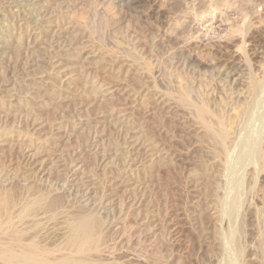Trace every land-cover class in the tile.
Listing matches in <instances>:
<instances>
[{
	"label": "rangeland",
	"instance_id": "rangeland-1",
	"mask_svg": "<svg viewBox=\"0 0 264 264\" xmlns=\"http://www.w3.org/2000/svg\"><path fill=\"white\" fill-rule=\"evenodd\" d=\"M262 42L264 0H0V137L12 132L0 145V184L35 183L55 200L50 213L38 209L16 224L28 228L24 244L36 238L47 252L42 264H61L70 222L91 214L102 222L100 251L82 264H264V170L253 172L248 156L264 152V86L258 121L237 127L223 156L194 115L204 105L227 120L251 99L249 83L264 84ZM231 61L248 70L235 84L219 72ZM149 137L155 150L144 148ZM42 142L30 177L23 155Z\"/></svg>",
	"mask_w": 264,
	"mask_h": 264
},
{
	"label": "bare ground",
	"instance_id": "bare-ground-1",
	"mask_svg": "<svg viewBox=\"0 0 264 264\" xmlns=\"http://www.w3.org/2000/svg\"><path fill=\"white\" fill-rule=\"evenodd\" d=\"M27 1V0H26ZM31 1V0H30ZM32 1H35V0H32ZM38 1V0H37ZM41 1V0H40ZM44 1V0H43ZM52 1V0H51ZM138 1V0H137ZM48 4H49V2H47ZM133 3V2H132ZM135 4V3H134ZM47 5V4H46ZM138 6V5H137ZM65 9V8H64ZM61 12V11H60ZM59 12V13H60ZM65 12V11H64ZM61 14V13H60ZM62 15H63V13H62ZM61 15V16H62ZM48 16V15H47ZM50 16V15H49ZM56 17V16H55ZM60 17L59 16H57V19L55 18L53 21H54V24H56V27H60V28H62L61 27V24L63 23L62 21L64 20V19H62L61 20V18L59 19ZM63 18V17H62ZM68 18V17H67ZM66 18V19H67ZM58 20H60L59 22H58ZM48 21V20H47ZM46 21V22H47ZM52 21V22H53ZM67 21V20H66ZM65 21V22H66ZM49 22V21H48ZM68 23H70L69 21H68ZM68 23H66V24H68ZM48 24H50V23H48ZM53 25V24H52ZM70 25V24H69ZM68 25V26H69ZM66 26V25H65ZM65 26H63V27H65ZM72 26V25H71ZM71 26H69V27H71ZM86 26V25H85ZM25 27V26H24ZM27 27V26H26ZM51 27V26H50ZM55 27V28H56ZM54 28V27H53ZM66 28V27H65ZM65 28H63V29H65ZM71 28H73V27H71ZM70 28V29H71ZM88 28V27H87ZM69 29V28H68ZM27 31V30H26ZM60 31V30H59ZM89 31H90V29H89ZM53 33H54V30L52 31ZM66 33V32H65ZM92 33V32H91ZM166 33V32H165ZM58 34H59V32H58ZM263 34V33H262ZM62 35V34H61ZM164 35V34H163ZM63 36V35H62ZM91 36V35H90ZM263 36V35H262ZM75 38V37H74ZM260 38V37H259ZM262 38V37H261ZM68 39H70V38H68ZM72 39V38H71ZM263 39V38H262ZM62 40V39H61ZM60 40V41H61ZM57 41H58V39H57ZM72 41H73V39H72ZM262 41V40H261ZM77 42V41H76ZM262 43H264V42H262ZM212 45V44H211ZM62 48V47H61ZM61 48H60V51H61ZM69 48H70V45H69ZM72 48V47H71ZM210 48V47H209ZM217 47L216 46H214L213 45V49L216 51V52H218L219 50L218 49H216ZM221 49V48H220ZM225 49V48H224ZM223 49V50H224ZM73 50V49H72ZM59 51V50H58ZM59 51V52H60ZM63 51H65L64 49H63ZM68 51H69V49H68ZM184 51V50H183ZM209 51V50H208ZM210 51H212V49L210 50ZM74 52V51H73ZM222 52V51H221ZM56 53H58V52H56ZM63 53V52H62ZM67 53V52H66ZM66 53H65V55H66ZM219 53H220V51H219ZM59 54V53H58ZM57 54V55H58ZM182 54V53H181ZM185 54V53H184ZM221 54V53H220ZM56 55V54H55ZM75 55V54H74ZM72 53H67V55L65 56L66 57V59L67 60H69L70 61V58L73 60V58H75V57H73L74 56ZM178 55V54H177ZM189 55V54H188ZM215 55V54H214ZM219 55V54H218ZM51 56H53V57H51L52 59L54 58L55 59V57H54V55H51ZM59 57H60V55H58ZM57 56V57H58ZM183 56V55H182ZM64 56H62V58H63ZM64 57V58H65ZM73 57V58H72ZM177 57V56H176ZM181 57V56H180ZM185 61L184 62H191V60H190V58H189V56H187V55H185ZM214 57V56H213ZM69 58V59H68ZM218 58V57H217ZM220 58V57H219ZM49 59V58H48ZM65 59V60H66ZM177 60V62L178 63H176V64H179V60L180 59H178V58H176ZM183 59V58H182ZM51 60V59H50ZM58 60H60L59 58H58ZM57 60V61H58ZM62 60V59H61ZM60 60V61H61ZM60 61H58V62H56V63H58L57 65H61V64H59V62ZM64 61V60H63ZM68 61V62H69ZM241 61V60H240ZM52 62V61H51ZM65 62V61H64ZM189 62V63H190ZM56 63H54V62H52V67H54V64L56 65ZM74 63V62H73ZM219 63V62H218ZM241 63V62H240ZM72 64V63H71ZM182 64V63H181ZM180 64V65H181ZM188 64V63H187ZM216 64V63H215ZM246 64V63H245ZM56 65V66H57ZM65 65V64H64ZM247 65V64H246ZM181 66H183L184 67V65H181ZM187 66H189V64L187 65ZM214 66V65H213ZM216 66V65H215ZM218 66H219V64H218ZM66 67H68V65L66 66ZM243 67H244V65H243ZM249 67V66H248ZM55 68V67H54ZM54 68H52V70L54 69ZM59 68V67H58ZM216 68H218V67H214L213 69H216ZM238 68H241V66L240 67H237V64L236 63H234V62H229V63H226V64H222V66H221V68H220V74L222 75V76H224V78L227 80V82H234V84L235 83H237L238 81H239V77L241 76H239V73H242V71H244V70H240V71H238L239 69ZM245 68V67H244ZM57 69V68H56ZM55 70V69H54ZM54 70H53V72H54ZM60 70H61V67H60ZM59 70H57L56 72H58ZM248 70H246V71H244L245 72V74H247L246 72H247ZM63 72V71H62ZM216 72V71H215ZM214 72V73H215ZM239 72V73H238ZM55 73V72H54ZM54 73H52V74H54ZM59 73V72H58ZM218 73V72H217ZM252 73V72H251ZM55 74H57V73H55ZM59 74H61V73H59ZM244 74V73H243ZM58 75V74H57ZM215 75H219V74H215ZM214 75V76H215ZM53 76V75H52ZM51 76V77H52ZM107 76H109V75H107ZM216 76V77H217ZM244 76H246V75H244ZM249 76V75H248ZM110 77V76H109ZM106 78V77H105ZM108 78V77H107ZM215 78V77H214ZM220 78H223V77H220ZM246 78V77H245ZM45 79H46V77H45ZM216 79H218V78H216ZM252 79V78H251ZM264 79V78H263ZM226 80H225V82H223V80H222V82L223 83H225V86H227V84H226ZM245 80V79H244ZM241 81V80H240ZM251 81V80H250ZM249 81V82H250ZM261 81V80H260ZM248 82V83H249ZM247 83V84H248ZM239 84H241V83H239ZM249 84H251V92H250V94L251 95H249L250 97H251V99H247L248 101H246V102H240L241 103V105H240V107H239V109L238 110H235L236 112H234L233 114H231V116H230V118L229 119H225V118H222L221 116H214L213 114H211L210 112H208V109H207V111L204 109L206 106H204V105H202V106H200L199 108L196 106L195 108V110H194V112H195V117H196V119L202 124L201 126H202V128H203V130H204V135L203 136H206L205 138H208V139H210L211 141H212V143L214 144V145H216L217 146V148L216 149H218L219 150V152H220V155H222L223 153L225 154V153H227L228 152V149L230 148V146L228 147V145H231L230 144V141H231V139H232V137H234V136H236V134L235 133H237V130H239V129H237V127H239V126H242L243 127V130H244V126L246 125V128H247V124H251V123H253V119L255 118V117H257V114H258V108H259V105H260V99L261 98H263L261 95H263L262 94V88H263V86H264V84H263V82H259V81H257V80H252L251 81V83H249ZM229 85H231V84H229ZM250 86V85H249ZM249 86H247L248 88H249ZM115 87V86H114ZM229 87H231V86H229ZM226 88V87H225ZM228 88V87H227ZM230 89V88H229ZM228 89V90H229ZM264 89V88H263ZM94 91H96V89H93ZM231 91H232V89H231ZM250 91V90H249ZM93 92V91H92ZM149 92V91H148ZM233 92V91H232ZM99 93V92H98ZM153 93V92H152ZM228 93V92H227ZM248 93V92H247ZM145 94H146V92H145ZM106 95H107V92H106ZM109 95H111V94H109ZM153 95V94H152ZM230 95H232L231 93H230ZM234 95V94H233ZM239 95V94H238ZM237 95V96H238ZM248 95V94H247ZM104 96V95H103ZM148 96V95H147ZM237 96H235V98L237 97ZM246 96V95H245ZM153 97V96H152ZM228 97H231V96H229L228 95ZM232 97H234V96H232ZM239 97V96H238ZM238 97L236 98V99H238ZM243 97V96H242ZM154 98V97H153ZM152 98V99H153ZM158 98V97H157ZM160 98V97H159ZM159 98H158V100H159ZM247 98H249V97H247ZM229 99H231V98H229ZM240 99V98H239ZM245 99V98H244ZM157 100V101H158ZM185 99H183V103L186 101H184ZM154 101V100H153ZM237 101V100H236ZM155 102V101H154ZM164 102V101H163ZM187 103H188V101H186ZM152 104H153V102H151ZM186 103V104H187ZM224 103H226V102H224ZM235 103H237V102H235ZM113 104V103H112ZM111 104V107H113L114 105H112ZM155 104L157 105V102H155ZM190 104V102L187 104V105H189ZM230 104V103H229ZM234 104V103H233ZM239 104V102L236 104V105H238ZM110 105V104H109ZM155 105V106H156ZM159 105V104H158ZM162 105V104H161ZM185 105V104H184ZM186 105V106H187ZM106 106V105H105ZM154 106V105H153ZM191 106V105H190ZM227 106V105H226ZM107 107V106H106ZM194 107V106H193ZM108 108V107H107ZM107 108H105V110L107 109ZM110 108V107H109ZM113 108H115V107H113ZM155 108V107H154ZM156 108H157V106H156ZM155 108V109H156ZM162 108V107H161ZM160 108V109H161ZM186 108V107H185ZM189 108H191V107H189ZM188 108V109H189ZM228 108H230L231 109V107H228ZM238 108V107H237ZM261 108V107H260ZM111 109V111H113L112 110V108H110ZM116 109V108H115ZM108 110V109H107ZM106 110V111H107ZM192 110V111H193ZM108 111H110V110H108ZM117 111V110H116ZM233 111V110H232ZM106 113V112H105ZM107 114H108V112H107ZM112 114H114V113H112L111 112V114L110 115H112ZM217 114V113H216ZM109 115V116H110ZM149 115V114H148ZM260 115L263 117V114L262 113H260ZM113 116V115H112ZM117 116H118V114H117ZM119 117V116H118ZM258 117H259V114H258ZM261 117V118H262ZM36 118V117H35ZM39 118V117H38ZM116 118V117H115ZM135 118V117H134ZM260 118V119H261ZM47 119V118H46ZM124 119H126V118H124ZM209 119H212V120H215V123L214 124H216V126H217V128L215 127V128H213V126L211 125V124H209V122L208 121H210ZM263 119V118H262ZM42 120V119H41ZM117 120H120V119H117ZM130 120V119H129ZM128 120V121H129ZM134 120H136V119H134ZM133 120V121H134ZM211 120V121H212ZM255 121H258L257 120V118L256 119H254ZM40 120L39 119H34L33 118V122H34V124H32V126H33V129L35 130V127H37V128H39V124H38V122H39ZM120 121H123V118H122V120H120ZM254 121V122H255ZM35 122H37V123H35ZM129 123V122H128ZM137 123H139V122H137ZM243 124H244V126H243ZM257 124V123H256ZM29 125H31V124H29ZM137 125V124H136ZM135 125V126H136ZM211 125V126H210ZM252 127V126H251ZM258 127V126H257ZM250 128V127H249ZM263 128V127H262ZM33 129H31V130H33ZM254 129V128H253ZM260 129V128H259ZM1 131H3V130H1ZM13 131V130H12ZM25 131V130H24ZM28 131V128H27V130L25 131V132H27ZM134 131V130H133ZM245 131V130H244ZM243 131V132H244ZM259 131V130H258ZM7 132V131H6ZM9 132L10 131H8L7 133H5V135L3 136L2 134V138L3 139H0V145H5L6 144V141H7V139L6 138H8L7 136H12V132L9 134ZM18 132V131H17ZM19 132H22V134H23V131H19ZM18 132V133H19ZM31 132V131H30ZM30 132L28 133L29 135H30ZM135 132V131H134ZM15 133V132H14ZM18 133H17V135H18ZM138 133V132H137ZM34 135V133H31V136H33ZM54 134V133H53ZM25 135V134H24ZM23 135V137H25L26 135H27V133H26V135L24 136ZM57 135V134H56ZM137 135V134H136ZM256 135V134H255ZM9 136V137H10ZM126 136H127V134H126ZM260 136V135H259ZM0 137V138H1ZM4 137H6V138H4ZM19 137V136H18ZM18 137H16V138H18ZM29 137V136H28ZM54 137V136H53ZM135 137V136H134ZM152 137V136H151ZM237 137V136H236ZM263 137H264V135H263ZM16 138H13V139H15L16 140ZM22 138V137H21ZM20 138V142H24L23 141V139L24 140H26L27 138L25 137V138H22L21 139ZM30 138V137H29ZM204 138V137H203ZM9 139H11V137L9 138ZM38 139V138H37ZM152 139V138H151ZM151 139H150V137H149V140H147V141H149L148 143L150 144V145H146V147H144V148H147V146L149 147V148H154V142H153V140L151 141ZM240 139V138H239ZM242 139V138H241ZM29 140V139H28ZM27 140V141H28ZM31 140V139H30ZM32 140H33V138H32ZM31 140V141H32ZM36 140V139H35ZM52 140V139H51ZM131 140V139H130ZM137 139H135V141H136ZM233 140V139H232ZM16 141H18V140H16ZM38 140H36V142H37ZM53 141V140H52ZM35 142V143H36ZM41 142V141H40ZM208 142V141H207ZM229 142V143H228ZM233 142V141H232ZM235 142V141H234ZM237 142V141H236ZM240 142V141H239ZM243 142V141H242ZM16 143H17V145H18V148L20 149L21 148V145H22V143H21V145H19L20 143H18V142H15V145H16ZM27 143H29V142H27ZM129 143V142H128ZM136 143H137V141H136ZM9 144V143H8ZM40 145H38V144H30L29 146L31 147L30 149H28V147L26 148L28 151H26L25 153H24V164H25V166L24 167H27L26 168V170L29 172V176H30V173L33 171V169L32 168H36L34 165H37V162H38V160L37 159H41L40 158V156L37 154V153H34V152H36V151H38V150H43L44 151V149L46 148L45 147V143H39ZM47 144V143H46ZM133 144H135V142L133 143ZM132 144V145H133ZM155 144H156V142H155ZM228 144V145H227ZM243 144V143H242ZM249 144V143H248ZM13 144H11V146H12ZM25 145V144H24ZM48 145V144H47ZM136 145V144H135ZM138 145V144H137ZM234 145V143H232V146ZM247 145V144H246ZM8 146H10V145H8ZM28 146V145H27ZM141 146V145H140ZM156 146H157V144H156ZM215 146V147H216ZM231 146V147H232ZM243 146H245V145H243ZM132 147H134V146H132ZM137 147H139V146H136V148ZM158 147V146H157ZM48 148V147H47ZM240 148V147H239ZM245 148H247V146L245 147ZM245 148H242L243 150L245 149ZM249 149H251L252 148V146L251 147H248ZM17 149V148H16ZM23 149V148H22ZM135 149V148H134ZM156 148H154V150H155ZM215 149V150H216ZM237 149V148H236ZM242 149H240V151L242 150ZM25 150V149H24ZM136 150V149H135ZM153 150V151H154ZM213 150H214V148H213ZM231 150V149H230ZM247 150V149H246ZM18 151V150H17ZM23 151V150H22ZM34 151V152H33ZM51 151V150H50ZM138 151V150H137ZM149 151V150H148ZM153 151H151V152H153ZM217 151V150H216ZM232 151V150H231ZM230 151V152H231ZM245 151V150H244ZM243 151V152H244ZM252 151H254V152H252V154L251 153H248V156H249V154L251 155V156H253L256 160H253V158L251 157V160H253L254 161V167H253V172H257L258 173V175H259V173L261 172L262 173V171L264 170V152L263 151H259V150H255V149H253ZM33 152V153H32ZM44 152H46V151H44ZM218 152V151H217ZM238 152V151H237ZM38 153H41V152H38ZM47 153H49V151L47 152ZM51 154H52V152H50ZM146 153H148V152H146ZM215 153V152H214ZM222 153V154H221ZM247 153V152H246ZM253 153H254V155H253ZM219 154V153H218ZM223 156V155H222ZM224 156H226V155H224ZM236 156V155H235ZM247 156V157H248ZM231 157V156H230ZM250 157V156H249ZM226 158V157H225ZM223 159V158H222ZM227 159V158H226ZM43 160V159H42ZM71 160V159H70ZM46 161V160H45ZM248 161V160H247ZM41 161H39V163H40ZM50 162V161H49ZM73 163V162H72ZM242 163V162H241ZM23 164V163H22ZM43 162H41L40 164H38L39 166H37V171H38V173L39 174H42V167H43ZM233 164H234V162H233ZM253 164V163H252ZM71 165V164H70ZM228 165V164H227ZM242 165H244V162H243V164ZM21 166V165H20ZM33 166V167H32ZM231 166V165H230ZM76 167H77V165H76ZM15 168V167H14ZM14 168H13V170H14ZM41 168V169H40ZM45 168H47V167H45ZM75 168V167H74ZM73 168V169H74ZM80 168V167H79ZM2 169V168H1ZM17 169H19V168H17ZM16 169V170H17ZM25 169V168H24ZM39 169V170H38ZM248 169V168H247ZM12 170V171H13ZM16 170H14L15 171V174L17 173H19V172H21V171H19V172H16ZM20 170V169H19ZM22 170V169H21ZM65 170V169H64ZM70 170V169H69ZM206 170V169H205ZM4 171H6V170H4ZM13 171V172H14ZM18 171V170H17ZM24 171V170H23ZM22 171V172H23ZM27 171H24L25 173L27 172ZM44 171V170H43ZM45 171H46V169H45ZM44 171V172H45ZM202 171V170H201ZM207 171V170H206ZM3 172V171H2ZM11 172V171H10ZM69 172V171H68ZM205 171L203 170V172H201V173H204ZM233 172V171H232ZM264 172V171H263ZM25 173H24V175H25ZM35 173V172H34ZM48 173V172H47ZM72 173H74V172H72ZM223 173V172H222ZM1 174V173H0ZM3 174V173H2ZM4 174H5V172H4ZM13 174V173H12ZM14 174V175H15ZM22 174V173H21ZM33 173H31V175H32ZM38 174V175H39ZM54 174V173H53ZM70 174V173H69ZM35 175V174H34ZM34 175L32 176V178L34 177ZM37 175V174H36ZM44 175V174H43ZM221 175V174H220ZM254 175V174H253ZM257 175V174H256ZM5 176V175H4ZM21 176V175H20ZM28 175H26V177H27ZM50 176V175H49ZM71 176V175H70ZM222 176V175H221ZM226 176V175H225ZM233 176V175H232ZM31 177V176H30ZM30 177H28V178H30ZM42 177H44V176H42ZM226 177H228V175L226 176ZM38 177H36V179H37ZM61 178H65V177H63V176H61ZM3 179V176L1 175L0 176V183H1V180ZM35 179V180H36ZM43 179V178H42ZM37 180H39V179H37ZM48 180V179H47ZM70 180V179H69ZM254 180H256V179H254ZM31 181H32V179H31ZM40 181H41V179H40ZM243 181V180H242ZM43 182H45V181H43ZM238 184H239V182H238ZM42 185H43V183H42ZM45 185V184H44ZM227 185V184H226ZM36 184L35 183H33V184H26V186L25 187H20V186H17V187H13V188H4V187H2L1 186V184H0V263H2V264H42V263H44L45 262V255H46V251H45V253H43V252H41L40 251V248H42V246L40 247V248H38V243L36 242V238L34 239L35 240V242H36V244H35V242L33 243V242H29V243H27V245H26V243L24 244L23 243V240L25 239H23V236L25 235V232L28 230V228H27V230L25 231V230H23L22 228L20 229V227L18 228L17 226H16V224L18 223L19 225H21V224H24L25 222V220H27V218L29 217L30 218V216L33 214V212L34 211H36V210H38V209H44V211H48V209H51V208H53L54 207V202L53 201H55V200H49L48 199V197L45 195V193L43 194V195H41V193H39V191L36 189ZM241 186V185H240ZM37 187H39V186H37ZM227 187V186H226ZM43 188V187H42ZM224 188V187H223ZM241 188V187H240ZM34 189H36V192L37 193H39V195L38 196H40V197H38V196H34V194L33 193H35V192H33L32 193V191L34 190ZM40 190V189H39ZM221 190V189H220ZM234 190V189H233ZM40 191V192H41ZM26 193V196L27 195H30L29 197H27V198H24L23 197V195L24 194H22V193ZM214 194H217V193H214ZM220 194V193H219ZM218 194V195H219ZM32 195H33V197H32ZM37 195V194H36ZM45 195V196H44ZM221 195V194H220ZM219 195V196H220ZM25 196V197H26ZM49 196V195H48ZM213 197V200H212V202H213V204H214V206H215V202H218L219 201V197H217L216 195H212ZM228 196V195H227ZM236 196V195H235ZM36 197V198H35ZM229 197V199H230V196H228ZM240 197V196H239ZM222 198V197H221ZM232 198V197H231ZM229 199H228V201H229ZM237 199V198H236ZM243 199V198H242ZM223 200H224V198H223ZM231 201V200H230ZM233 201H234V198H233ZM238 201V200H237ZM236 201V202H237ZM140 202V201H139ZM139 202H135L133 205H136V206H138V204H139ZM226 202V201H225ZM239 202V201H238ZM237 202V203H238ZM132 203V202H131ZM221 203V202H220ZM223 203V202H222ZM240 203H242V202H240ZM119 204H121V202L119 203ZM217 204V203H216ZM224 204V203H223ZM234 204V203H233ZM221 205V204H220ZM229 205V204H228ZM230 205H231V203H230ZM236 205V204H235ZM235 205H233V207H232V209H234V207H235ZM243 205V204H242ZM213 206V205H212ZM213 206V207H214ZM217 206H219V205H217ZM237 206V205H236ZM239 206V205H238ZM244 206V205H243ZM130 207V206H129ZM216 207V206H215ZM227 207V206H226ZM230 207V206H229ZM228 208V207H227ZM226 208V209H227ZM238 208V207H237ZM53 209H56V208H53ZM214 210H215V208H213ZM231 209V208H230ZM217 210V209H216ZM46 211V212H47ZM50 211V210H49ZM48 211V213H50ZM53 212H54V210H52ZM51 211V213H53ZM232 211H234V210H232ZM39 212V211H38ZM215 212V211H214ZM219 212V211H218ZM231 213V212H230ZM236 213V212H235ZM213 214V213H212ZM49 215V214H48ZM230 215V214H229ZM239 215H241V214H239ZM47 216V215H46ZM87 216H89V217H86V215L85 216H82V217H80V215H78L77 217H80L79 219H77L76 221H73V223L72 222H70L69 221V219H68V221L71 223V225L68 227V229H70L69 231L71 232H68V233H70L68 236H69V238L67 237H65L66 239H68V240H65V244L64 245H66L67 247V249L66 250H69L70 251V253H68L67 255L65 254L64 256L62 255V256H60L61 257V259H60V261H61V264H82V258H80V257H82V256H84V255H86V254H88V253H90V252H98V251H100L99 249H100V244H99V242H100V233H99V231H100V229H101V224H102V222H101V220L100 219H98V217H95V216H93L92 217V214H91V216L90 215H87ZM33 217H36L35 215L34 216H31V220H32V218ZM232 217H234V216H232ZM69 218V217H68ZM29 219V220H30ZM54 219V218H53ZM34 220V219H33ZM51 221V220H50ZM231 221V220H230ZM24 222V223H23ZM69 222H65L66 224H68ZM21 223V224H20ZM33 223H34V221H33ZM32 223V224H33ZM239 223V222H238ZM36 224V223H35ZM25 225V224H24ZM28 225V224H27ZM228 225V224H227ZM32 226V225H31ZM35 226H37V225H35ZM34 225H33V227L34 228H36ZM39 226V225H38ZM226 227V226H225ZM32 229V231H34L35 229ZM24 229H25V227H24ZM68 229H66V230H68ZM236 229V228H235ZM238 229H241L240 227L238 228ZM25 231V232H24ZM30 229H29V233H30ZM36 231V230H35ZM102 231V230H101ZM27 232V233H28ZM29 233L27 234V235H29ZM33 233V232H32ZM35 233V232H34ZM31 234V233H30ZM32 236H34V235H32ZM38 238V237H37ZM223 239V238H222ZM29 240H30V238H29ZM31 240H32V238H31ZM3 241H5V242H3ZM25 242H27L26 240H24ZM66 241H67V243H66ZM63 244V243H62ZM60 246V245H59ZM231 246V245H230ZM61 247V246H60ZM65 247V246H64ZM240 247V246H239ZM235 248V253L236 252H240V248ZM47 248V247H46ZM50 248H52V247H50ZM49 248V249H50ZM56 249H58L57 247H55ZM69 248V249H68ZM55 249V250H56ZM60 249H62V248H60ZM42 250H43V248H42ZM53 250V249H52ZM51 250V251H52ZM44 251V250H43ZM58 251V250H57ZM60 251V250H59ZM103 251V250H102ZM53 252V251H52ZM66 252V251H65ZM54 253H56V252H54ZM99 253V252H98ZM52 254V253H51ZM61 254V253H60ZM59 254V255H60ZM102 254V253H101ZM239 254V253H238ZM237 254V255H238ZM241 254V253H240ZM56 255V254H55ZM51 256V255H50ZM73 256H76V257H73ZM77 256H78V258H77ZM235 256V255H234ZM49 257V256H48ZM85 257V256H84ZM83 257V258H84ZM237 257V256H236ZM50 258V257H49ZM52 258V257H51ZM229 258V257H228ZM241 258V257H240ZM55 259V258H54ZM58 259H59V257H58ZM94 259V258H93ZM226 259V258H225ZM232 259V258H231ZM51 260V259H50ZM53 260V259H52ZM84 260V259H83ZM90 261V260H89ZM47 262V261H46ZM50 262V261H49ZM59 264V263H58ZM223 264V263H222Z\"/></svg>",
	"mask_w": 264,
	"mask_h": 264
}]
</instances>
